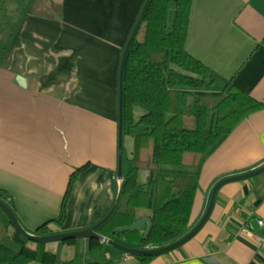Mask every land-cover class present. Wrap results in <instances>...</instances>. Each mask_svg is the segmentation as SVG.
<instances>
[{
    "label": "crops",
    "instance_id": "1",
    "mask_svg": "<svg viewBox=\"0 0 264 264\" xmlns=\"http://www.w3.org/2000/svg\"><path fill=\"white\" fill-rule=\"evenodd\" d=\"M13 1L5 18L8 38H0L4 202L31 234L92 227L117 201L120 68L145 0ZM185 47L264 102V0H192ZM133 111L137 119L143 108L134 105ZM122 143L130 155L132 137L123 134ZM82 165L64 220L56 223L69 176ZM262 165L264 106L247 115L204 161L190 222L205 213L217 178ZM147 174L148 169H139L138 180L144 182ZM144 212L137 211L140 217ZM258 219L264 220V170L221 183L201 226L146 264H264V225ZM44 223L49 232H37ZM140 226L146 230L147 222ZM14 229L10 222L8 233ZM100 243L82 238L83 264L139 262L114 246L103 248L102 257ZM72 247L46 244L62 256Z\"/></svg>",
    "mask_w": 264,
    "mask_h": 264
},
{
    "label": "trees",
    "instance_id": "2",
    "mask_svg": "<svg viewBox=\"0 0 264 264\" xmlns=\"http://www.w3.org/2000/svg\"><path fill=\"white\" fill-rule=\"evenodd\" d=\"M191 3L192 0H148L142 26L126 53L122 75L123 134L132 137L133 147L130 155L123 153V178L115 206L95 229L128 247L161 246L189 228L204 161L247 115L264 106V102L235 86L231 78L218 74L188 52L185 44ZM134 105L143 108L137 119ZM85 166L70 174L56 223L63 222L66 201ZM141 168L148 169L144 182L138 180ZM0 199L6 201L1 189ZM139 209H144L152 221L147 239L143 238V226L115 231L138 219ZM9 223L0 208V264H83L82 238L57 241L73 244L70 252L62 256L60 251L48 250L47 242L35 241L30 246L31 239L18 230L8 233ZM37 232H49L47 223ZM99 245L101 253L105 244ZM155 255L134 256L137 264H146ZM104 261L96 264L112 262Z\"/></svg>",
    "mask_w": 264,
    "mask_h": 264
},
{
    "label": "water",
    "instance_id": "3",
    "mask_svg": "<svg viewBox=\"0 0 264 264\" xmlns=\"http://www.w3.org/2000/svg\"><path fill=\"white\" fill-rule=\"evenodd\" d=\"M148 0H145V2L143 3V7L140 10V13L137 17V20L134 24V27L129 35V38L127 40L126 46H125V50H124V54L122 57V62H121V68H120V78H119V117H118V163H117V179L119 182L122 181L123 178V66H124V62H125V57H126V53L130 44V41L132 40V38L135 35V32L140 24V21L142 19L145 7L147 5ZM264 170V165L262 166H251L250 168L244 170V172H238V173H232V174H225L220 176L219 178H217L214 183H213V189H212V193H211V198L208 204V207L205 211V213L203 214L202 217L198 218L197 220H195L190 226L189 228L183 233L181 234V236H179L176 240L174 241H170L164 245H151L150 247H144V246H138V247H128L126 245H123L117 241H115L113 238L109 237V236H105L103 234H100L99 232L96 231V226L98 224H100L102 221L96 223L94 226L92 227H88V228H82V229H78V230H71V231H65V232H59V233H51V234H45V235H36V234H31L29 232H27L23 226L21 225V223L19 222L18 218L16 217L15 213L12 211V209L10 208V206L8 204H6L4 201H2L0 199V208L4 211V213L8 216L10 222L12 223V225L14 226V228L16 230H18L21 234H23L24 236H26L27 238L34 240V241H40V242H50V241H59V240H66V239H70V238H94L99 240L100 242H102L103 244H107L110 246H114L120 250H122L123 252L129 254V255H137V254H158V253H162L165 251H168L174 247L179 246L180 244H182L184 241H186L200 226L201 224L204 222V220L206 219L212 204H213V199H214V194L218 188V186L228 180H233V179H241L244 178L246 176L255 174L257 172H260ZM118 198V196H117ZM115 206V205H114ZM114 206L112 207L111 210H113ZM110 214V213H109ZM108 214V215H109ZM107 215V216H108ZM106 216V217H107ZM105 217V218H106ZM104 218V219H105ZM143 222H147V228L143 234V238L147 239L149 232L151 230L152 227V221L149 217L145 216V217H140L138 219H136L133 223L126 225V226H120L117 227L115 229L116 232H123L126 230H133L136 229L138 227H140V225ZM105 262V261H104Z\"/></svg>",
    "mask_w": 264,
    "mask_h": 264
},
{
    "label": "rangeland",
    "instance_id": "4",
    "mask_svg": "<svg viewBox=\"0 0 264 264\" xmlns=\"http://www.w3.org/2000/svg\"><path fill=\"white\" fill-rule=\"evenodd\" d=\"M15 4V1L13 0H0V38H1V41L3 40V37H4V41L8 38L7 35H8V21L5 20V18L12 14V7L14 6ZM1 5H4V8L1 7ZM172 15L173 13L171 12L170 13V19L172 18ZM0 46H1V43H0ZM125 138V137H124ZM121 182L118 181V185H120ZM53 242L55 241H50V242H47V244H53ZM108 246L107 244L104 245V247ZM108 248H111V247H108ZM104 252L101 251V255L102 257H104ZM84 254V253H83ZM95 254V252L93 253ZM134 256V255H133ZM82 259H84V255L82 257Z\"/></svg>",
    "mask_w": 264,
    "mask_h": 264
},
{
    "label": "built area",
    "instance_id": "5",
    "mask_svg": "<svg viewBox=\"0 0 264 264\" xmlns=\"http://www.w3.org/2000/svg\"><path fill=\"white\" fill-rule=\"evenodd\" d=\"M258 224L259 225H264V220L263 219H258Z\"/></svg>",
    "mask_w": 264,
    "mask_h": 264
}]
</instances>
